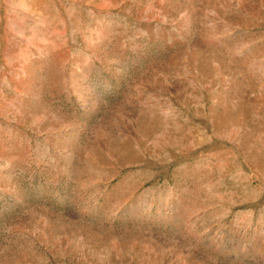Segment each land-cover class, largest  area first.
I'll return each mask as SVG.
<instances>
[{"label":"rangeland","instance_id":"374dc122","mask_svg":"<svg viewBox=\"0 0 264 264\" xmlns=\"http://www.w3.org/2000/svg\"><path fill=\"white\" fill-rule=\"evenodd\" d=\"M0 264H264V0H0Z\"/></svg>","mask_w":264,"mask_h":264}]
</instances>
